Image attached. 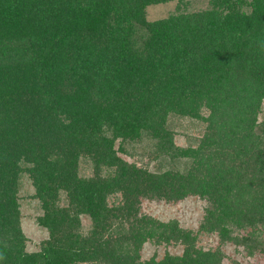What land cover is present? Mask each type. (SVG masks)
Returning <instances> with one entry per match:
<instances>
[{
    "label": "trees",
    "instance_id": "trees-1",
    "mask_svg": "<svg viewBox=\"0 0 264 264\" xmlns=\"http://www.w3.org/2000/svg\"><path fill=\"white\" fill-rule=\"evenodd\" d=\"M205 2L0 0V264H222L201 234L264 256V0ZM190 196L196 232L141 212ZM146 243L181 251L142 259Z\"/></svg>",
    "mask_w": 264,
    "mask_h": 264
},
{
    "label": "rangeland",
    "instance_id": "rangeland-1",
    "mask_svg": "<svg viewBox=\"0 0 264 264\" xmlns=\"http://www.w3.org/2000/svg\"><path fill=\"white\" fill-rule=\"evenodd\" d=\"M189 10H199L206 7L205 0H189ZM176 2H168L158 5H150L145 8V19L154 21L165 18L175 11ZM264 115V113H262ZM195 135L197 130H191ZM196 136V135H195ZM188 141L184 137L178 136L175 143L179 146H185ZM128 161L131 159H127ZM19 211H20V228L26 238L25 250L35 252L39 248L40 242L47 238V231L36 224V218L41 215L39 204L31 197L32 188L29 181L23 175L19 185ZM112 199H110L111 201ZM204 202L197 197H186L179 202L163 201H143L141 212L148 214L160 221L175 220L179 227L196 232L203 214ZM84 226H88V221H82ZM197 245L202 249H213L220 247L225 254L226 260L222 264H231L235 261L238 264H264V256L258 252L252 253L251 256L242 252L241 248H236L232 244H219L217 238L213 235L201 234ZM181 246L171 245L165 247H155L149 243L143 245L141 258L148 259L153 254L160 258L164 252L170 254H179Z\"/></svg>",
    "mask_w": 264,
    "mask_h": 264
}]
</instances>
